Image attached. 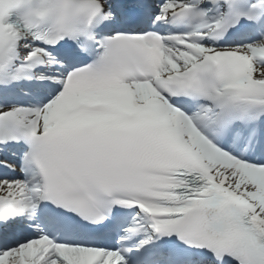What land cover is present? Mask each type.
Wrapping results in <instances>:
<instances>
[{
	"label": "snow or ice",
	"instance_id": "1",
	"mask_svg": "<svg viewBox=\"0 0 264 264\" xmlns=\"http://www.w3.org/2000/svg\"><path fill=\"white\" fill-rule=\"evenodd\" d=\"M0 264H264V0H0Z\"/></svg>",
	"mask_w": 264,
	"mask_h": 264
}]
</instances>
